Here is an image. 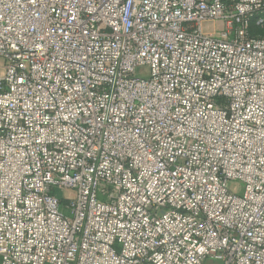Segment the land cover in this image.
<instances>
[{"label": "built area", "instance_id": "1", "mask_svg": "<svg viewBox=\"0 0 264 264\" xmlns=\"http://www.w3.org/2000/svg\"><path fill=\"white\" fill-rule=\"evenodd\" d=\"M210 261L264 264V0H0V264Z\"/></svg>", "mask_w": 264, "mask_h": 264}, {"label": "rangeland", "instance_id": "2", "mask_svg": "<svg viewBox=\"0 0 264 264\" xmlns=\"http://www.w3.org/2000/svg\"><path fill=\"white\" fill-rule=\"evenodd\" d=\"M230 188H233V185H230ZM208 264H219V263L210 261L208 262Z\"/></svg>", "mask_w": 264, "mask_h": 264}]
</instances>
